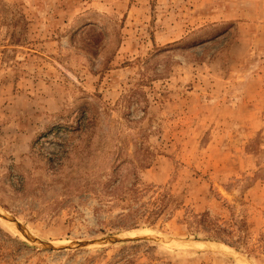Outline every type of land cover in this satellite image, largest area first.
<instances>
[{
  "label": "rangeland",
  "instance_id": "374dc122",
  "mask_svg": "<svg viewBox=\"0 0 264 264\" xmlns=\"http://www.w3.org/2000/svg\"><path fill=\"white\" fill-rule=\"evenodd\" d=\"M0 211V264H264V0H0Z\"/></svg>",
  "mask_w": 264,
  "mask_h": 264
},
{
  "label": "water",
  "instance_id": "95a60500",
  "mask_svg": "<svg viewBox=\"0 0 264 264\" xmlns=\"http://www.w3.org/2000/svg\"><path fill=\"white\" fill-rule=\"evenodd\" d=\"M0 213H2V216H4L6 219H8V217H7V215L5 213H3L1 211H0ZM127 240H130V239H127ZM139 240L160 241V239L158 237L140 238ZM121 241H123V239H121L119 237H112V238H109V239H106V240H103V241H98V243H113V244H116V243H120ZM177 242L181 243V244L186 243V242H183V241H177ZM219 253L223 254V255H231L232 257H234V258L238 259L239 261L243 262V259L240 257V255H238L235 252L230 251L228 249H223V250L219 251ZM243 263H245V262H243ZM245 264H247V263H245Z\"/></svg>",
  "mask_w": 264,
  "mask_h": 264
},
{
  "label": "trees",
  "instance_id": "16d2710c",
  "mask_svg": "<svg viewBox=\"0 0 264 264\" xmlns=\"http://www.w3.org/2000/svg\"><path fill=\"white\" fill-rule=\"evenodd\" d=\"M63 126H66V125H64V123H63V124H61V125L59 126V128H61V127H63Z\"/></svg>",
  "mask_w": 264,
  "mask_h": 264
},
{
  "label": "bare ground",
  "instance_id": "6f19581e",
  "mask_svg": "<svg viewBox=\"0 0 264 264\" xmlns=\"http://www.w3.org/2000/svg\"><path fill=\"white\" fill-rule=\"evenodd\" d=\"M18 235L22 237V235L18 232Z\"/></svg>",
  "mask_w": 264,
  "mask_h": 264
}]
</instances>
